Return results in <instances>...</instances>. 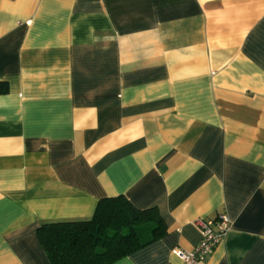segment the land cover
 I'll use <instances>...</instances> for the list:
<instances>
[{
    "label": "crops",
    "instance_id": "crops-1",
    "mask_svg": "<svg viewBox=\"0 0 264 264\" xmlns=\"http://www.w3.org/2000/svg\"><path fill=\"white\" fill-rule=\"evenodd\" d=\"M0 264L122 195L166 232L112 264H264V0H0Z\"/></svg>",
    "mask_w": 264,
    "mask_h": 264
},
{
    "label": "trees",
    "instance_id": "trees-1",
    "mask_svg": "<svg viewBox=\"0 0 264 264\" xmlns=\"http://www.w3.org/2000/svg\"><path fill=\"white\" fill-rule=\"evenodd\" d=\"M165 232L156 208L137 209L116 195L100 199L89 219L43 223L36 235L49 264H112Z\"/></svg>",
    "mask_w": 264,
    "mask_h": 264
},
{
    "label": "built area",
    "instance_id": "built-area-1",
    "mask_svg": "<svg viewBox=\"0 0 264 264\" xmlns=\"http://www.w3.org/2000/svg\"><path fill=\"white\" fill-rule=\"evenodd\" d=\"M230 218L225 213H219L212 219L199 218L195 220L201 238L198 244L189 251L174 248L171 252L183 264H201L222 240L230 226Z\"/></svg>",
    "mask_w": 264,
    "mask_h": 264
}]
</instances>
